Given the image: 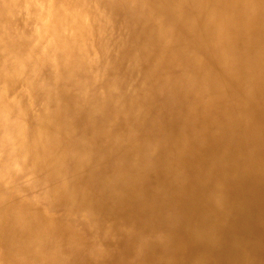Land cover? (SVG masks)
<instances>
[{
	"label": "clouds",
	"instance_id": "1",
	"mask_svg": "<svg viewBox=\"0 0 264 264\" xmlns=\"http://www.w3.org/2000/svg\"><path fill=\"white\" fill-rule=\"evenodd\" d=\"M0 264H264V0H0Z\"/></svg>",
	"mask_w": 264,
	"mask_h": 264
}]
</instances>
